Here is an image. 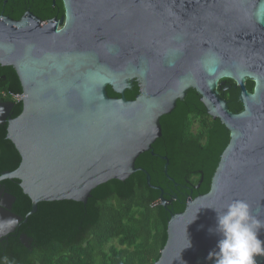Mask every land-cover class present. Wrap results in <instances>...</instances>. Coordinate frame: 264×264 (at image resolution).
<instances>
[{
    "label": "water",
    "instance_id": "obj_1",
    "mask_svg": "<svg viewBox=\"0 0 264 264\" xmlns=\"http://www.w3.org/2000/svg\"><path fill=\"white\" fill-rule=\"evenodd\" d=\"M62 1L61 18L0 17V64L15 68L23 88L13 92L23 102L18 116L12 117L14 102L0 101V124L22 157L0 182L20 180L32 201L23 217L12 210L15 196L0 189V241L39 202L86 203L98 185L136 171L161 190L166 206L163 188L136 160L154 153L161 117L193 88L230 140L209 191L171 213L154 264H215L208 259L221 238L214 208L241 199L264 222V0ZM226 78L239 88L241 111L230 110L220 94L219 87H230ZM134 82L139 92L127 99ZM108 86L119 96H110ZM258 238L264 241V227ZM20 239L28 246L26 235ZM254 259L264 264V255Z\"/></svg>",
    "mask_w": 264,
    "mask_h": 264
},
{
    "label": "trees",
    "instance_id": "obj_2",
    "mask_svg": "<svg viewBox=\"0 0 264 264\" xmlns=\"http://www.w3.org/2000/svg\"><path fill=\"white\" fill-rule=\"evenodd\" d=\"M58 3L63 13L62 0ZM225 81L230 87H219L220 94L230 110L241 111L239 88L232 79ZM246 85L253 91L252 79H247ZM3 90L23 92L15 68L0 64V93ZM107 90L110 96H119L110 86ZM138 92L136 83L133 89L125 91V96L134 99ZM0 101L9 99L0 94ZM22 110V100L14 102L12 117ZM160 122L162 136L152 145L154 153H141L136 166L150 174L152 185L163 188L164 198L167 191L178 194L175 209L161 203V190L148 184L145 172L136 171L123 181L111 179L98 185L86 203L39 202L27 222L0 241V264H154L167 242L171 213L184 210V201L192 189L193 197L209 191L221 153L230 140V131L207 113L193 88ZM162 156L169 161L167 175V161ZM21 160L15 144L7 138V124H0V174L16 169ZM0 183L16 198L12 210L25 217L32 209V201L20 180L5 179ZM176 183L181 188L174 191ZM21 235L27 236L28 246Z\"/></svg>",
    "mask_w": 264,
    "mask_h": 264
},
{
    "label": "clouds",
    "instance_id": "obj_3",
    "mask_svg": "<svg viewBox=\"0 0 264 264\" xmlns=\"http://www.w3.org/2000/svg\"><path fill=\"white\" fill-rule=\"evenodd\" d=\"M214 209L216 232L221 238L217 242L218 250L210 251L208 259L214 257L215 264H256L254 257L264 255V241L258 238L264 222L253 216L250 205L241 199L228 203L223 211Z\"/></svg>",
    "mask_w": 264,
    "mask_h": 264
},
{
    "label": "flooded vegetation",
    "instance_id": "obj_4",
    "mask_svg": "<svg viewBox=\"0 0 264 264\" xmlns=\"http://www.w3.org/2000/svg\"><path fill=\"white\" fill-rule=\"evenodd\" d=\"M60 0H0V17H8L13 20H21L24 17H37L43 21L54 19V18H61L64 15V12L61 11V6L58 3ZM63 2V1H62ZM135 82L133 83V87L135 86ZM176 191L177 189L180 190V185L175 184ZM187 188V187H186ZM199 186L195 187L198 189ZM0 189H4L6 191L5 185L0 183ZM8 192V191H6ZM194 189L186 197L184 203H186L190 197H193L192 194ZM167 198L166 205H171L172 209H175V201L178 199V194L175 192L167 191ZM160 200L162 197L160 195ZM162 203V201H161Z\"/></svg>",
    "mask_w": 264,
    "mask_h": 264
},
{
    "label": "built area",
    "instance_id": "obj_5",
    "mask_svg": "<svg viewBox=\"0 0 264 264\" xmlns=\"http://www.w3.org/2000/svg\"><path fill=\"white\" fill-rule=\"evenodd\" d=\"M1 96L5 97L6 99H9V101L16 102L20 100V94H15L11 91H1Z\"/></svg>",
    "mask_w": 264,
    "mask_h": 264
}]
</instances>
